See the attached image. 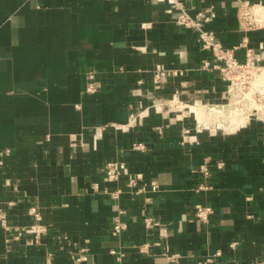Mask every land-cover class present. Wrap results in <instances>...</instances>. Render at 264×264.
Masks as SVG:
<instances>
[{
	"label": "crops",
	"instance_id": "obj_1",
	"mask_svg": "<svg viewBox=\"0 0 264 264\" xmlns=\"http://www.w3.org/2000/svg\"><path fill=\"white\" fill-rule=\"evenodd\" d=\"M181 1L192 17L214 11L206 29L227 48L247 45L264 63V29H241L238 0ZM237 55L244 61L245 50ZM206 60L211 53L166 3L0 0V153L10 151L0 202L13 203L11 226L29 227L37 207L48 227L40 245L27 233L8 242L0 227V264H46L49 253L52 264H165L163 252L182 254L175 264H264V127L252 122L208 136L188 123L196 121L188 104L178 105L185 123L153 112L154 100L176 93L220 104L227 84L202 70ZM158 65L187 73L158 90L151 75ZM140 113L141 122L121 128ZM115 159L160 190L131 196L127 177L108 183L105 165ZM205 162L208 180L200 172ZM105 190H122L121 200ZM198 204L213 209L208 223L195 217ZM121 209L128 229L115 237ZM147 217L169 231L161 245L146 230ZM148 242L150 255H142ZM112 251L125 254L122 263Z\"/></svg>",
	"mask_w": 264,
	"mask_h": 264
},
{
	"label": "built area",
	"instance_id": "obj_2",
	"mask_svg": "<svg viewBox=\"0 0 264 264\" xmlns=\"http://www.w3.org/2000/svg\"><path fill=\"white\" fill-rule=\"evenodd\" d=\"M151 1L166 3L176 17L177 22L197 35L201 49L211 53L212 61H204L201 68L204 71L216 73L227 84V89L222 96L221 102L229 103L233 101L234 103L241 104L245 107L247 117L264 127V63L262 62L260 53H256L245 44L239 47L227 48L218 38L216 32L206 29V25L211 23L216 17L214 11L209 10L192 17L181 0ZM237 17L239 25L244 32L264 29V4L238 0ZM242 49L245 50L244 61L240 60L237 55L238 51ZM186 73L187 71L184 69L168 68L163 65H158L151 71L154 86L158 90L163 88L170 79H181ZM89 91H95V87L91 85ZM174 97H177V95ZM141 114H133L131 121L121 128L128 129L136 125L138 121L141 122L145 118ZM133 149L136 151H145L146 147L142 143H135L133 144ZM9 154V150L0 153V168L4 165L3 158ZM218 167L222 168L223 164L219 163ZM200 172L205 180L211 177L208 162H205L201 166ZM122 177H127L128 179L127 188L131 196H138L148 192L155 193L160 190V185L157 181H152L149 184L145 183L142 175H132L126 164L119 160H111L105 165V178L108 183H116ZM92 187L96 192L100 190L97 183H93ZM104 193L109 195L111 199L119 202L123 191L116 190L110 192L105 190ZM12 205L13 203L6 204L0 202V227L4 231L7 241L19 239L27 233L33 237V242L36 245L42 244V239L48 234V227L43 223V215L40 210L37 207H31L29 215L33 219L32 224L29 227L16 228L10 225L6 211L7 207ZM213 212L211 207L201 204L195 206V217L203 223L209 222L210 215ZM124 213L125 211L123 209L119 210L112 220L111 233L115 237H120L128 229V224L123 218ZM143 223L148 233L155 240V245H161L164 240L168 239L169 231L160 221H157L153 217H147ZM152 246V243H145L139 247V252L142 255H150ZM111 253L117 255L119 263L123 262V258L125 257L124 253L117 251H112ZM162 256L165 259V264H175L183 258V255L180 253L163 252ZM83 260H86L85 255L77 259L79 262ZM213 261V258H209L201 264H209ZM46 264H52L51 253L48 254Z\"/></svg>",
	"mask_w": 264,
	"mask_h": 264
},
{
	"label": "bare ground",
	"instance_id": "obj_3",
	"mask_svg": "<svg viewBox=\"0 0 264 264\" xmlns=\"http://www.w3.org/2000/svg\"><path fill=\"white\" fill-rule=\"evenodd\" d=\"M155 102L156 103L153 105V109L161 112L165 103L162 100H156ZM167 103L170 105V110L168 111L169 114L181 111L178 105L192 104L188 102H181L178 98H173ZM193 103H196V106L192 107V112L195 115L196 125L199 129H201V133L206 131V128H208L211 131V133H209L211 135H226L232 126H234V129H240L242 127H247L254 122L247 117L245 107L241 104L234 103L233 101L229 103L221 102L220 104H213L210 102H199L198 100H194ZM148 110L149 109H147L146 114L148 113ZM182 113H185L186 115V112L182 111ZM185 139L192 142L187 134H185Z\"/></svg>",
	"mask_w": 264,
	"mask_h": 264
},
{
	"label": "rangeland",
	"instance_id": "obj_4",
	"mask_svg": "<svg viewBox=\"0 0 264 264\" xmlns=\"http://www.w3.org/2000/svg\"><path fill=\"white\" fill-rule=\"evenodd\" d=\"M176 95H177L179 101H184V102L192 103L191 105L188 104V105L191 106V107L196 106V103L194 104L193 102H190V101H192V100H186V99H184L182 96L178 95L177 93H176ZM155 101H156V100H154L153 103H154ZM169 107H170V105H169L167 102H165V104H164V106H163V110L161 111V113L166 114V116L168 117V119H170L171 121L185 123L184 121H182V120L179 119V116L182 115V111H176V112H173L172 114H169V113H168V111L170 110ZM176 107H177V105H176ZM189 108H190V107H189ZM153 112H160V111H153ZM187 121H188V123H190V124H192V123L196 124V121H195L194 118H189V119H187ZM197 127H198V126H197ZM200 130H201V129H200ZM202 133L205 134V135H208V136H209V133H211V131H210L208 128H206V131H203ZM194 134H197V133H194Z\"/></svg>",
	"mask_w": 264,
	"mask_h": 264
}]
</instances>
